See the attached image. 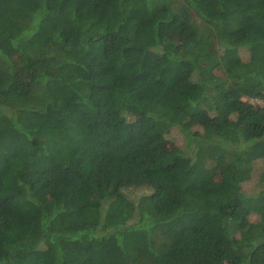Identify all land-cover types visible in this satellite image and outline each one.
<instances>
[{"label":"trees","instance_id":"16d2710c","mask_svg":"<svg viewBox=\"0 0 264 264\" xmlns=\"http://www.w3.org/2000/svg\"><path fill=\"white\" fill-rule=\"evenodd\" d=\"M256 161L264 0H0V264H264Z\"/></svg>","mask_w":264,"mask_h":264},{"label":"rangeland","instance_id":"374dc122","mask_svg":"<svg viewBox=\"0 0 264 264\" xmlns=\"http://www.w3.org/2000/svg\"><path fill=\"white\" fill-rule=\"evenodd\" d=\"M235 53L233 54L234 56H236ZM238 53L242 59L248 58V54L246 53L245 49L240 48ZM245 100L249 101L250 103H254V104L255 103L262 104L263 103V101H261L259 99H253V98H245ZM166 137H167L168 145L171 148L177 147V146L179 148L184 147V143H185L184 137L181 135V133L177 129L174 128L173 130H171V132L169 134H167ZM255 163H256L255 167H254L255 170H254L252 177L249 180L244 181L241 185V188L245 193H252L254 191H259L260 189H264V182L258 181V179L260 177V172H261L260 171L261 163H260V161H256ZM135 192H139V189L138 188L135 189V191H133V193H135ZM248 218L252 222H257V221H259L260 217L256 213H251L248 215Z\"/></svg>","mask_w":264,"mask_h":264}]
</instances>
